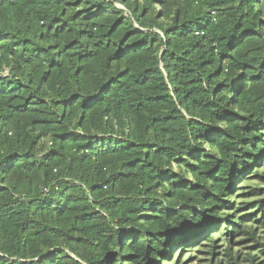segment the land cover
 <instances>
[{
	"label": "trees",
	"instance_id": "16d2710c",
	"mask_svg": "<svg viewBox=\"0 0 264 264\" xmlns=\"http://www.w3.org/2000/svg\"><path fill=\"white\" fill-rule=\"evenodd\" d=\"M239 238L264 255V0H0V264Z\"/></svg>",
	"mask_w": 264,
	"mask_h": 264
},
{
	"label": "rangeland",
	"instance_id": "374dc122",
	"mask_svg": "<svg viewBox=\"0 0 264 264\" xmlns=\"http://www.w3.org/2000/svg\"><path fill=\"white\" fill-rule=\"evenodd\" d=\"M251 185L256 186L257 184L252 183ZM243 241H245L243 238L233 240L231 254L226 253L227 243L221 244L215 256L209 254L207 248L193 250L190 254L186 253L187 257L184 259V264H251L250 259H255V264H264V255H261L259 249L255 248V243ZM246 258L249 259L248 262L244 261Z\"/></svg>",
	"mask_w": 264,
	"mask_h": 264
}]
</instances>
